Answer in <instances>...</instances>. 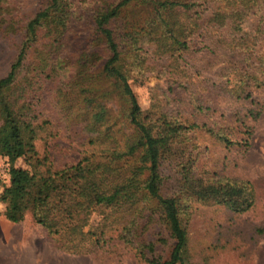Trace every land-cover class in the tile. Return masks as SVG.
<instances>
[{
  "label": "rangeland",
  "instance_id": "obj_1",
  "mask_svg": "<svg viewBox=\"0 0 264 264\" xmlns=\"http://www.w3.org/2000/svg\"><path fill=\"white\" fill-rule=\"evenodd\" d=\"M45 1L0 0V77L25 38V20ZM61 1L58 22L38 27L14 82L2 91L22 121L25 153L11 163L0 150V193L11 166L39 177L78 165L91 170L98 191L126 183L141 166L139 149L112 155L124 151L137 131L127 118L126 99L101 72L103 40L94 26L97 12L119 0ZM192 1L187 9L163 10L175 37L190 41L187 49L174 45L152 0H131L122 7L110 24L121 43L119 66L153 130L183 125L169 133L159 172L160 192L179 198L187 262L264 264V0ZM62 21L65 26L57 25ZM200 30L207 43L197 35ZM171 84L179 89L174 97ZM205 105L208 109H199ZM144 173L132 175L119 201L88 205L85 235L72 229L83 222L79 218L64 220L70 229L61 239L30 211L13 222L0 202V264H147V257L166 258L173 240L156 200L130 194ZM217 181L250 192L252 205L232 211L194 190ZM60 240L86 249L76 251L70 243L67 248Z\"/></svg>",
  "mask_w": 264,
  "mask_h": 264
},
{
  "label": "trees",
  "instance_id": "obj_2",
  "mask_svg": "<svg viewBox=\"0 0 264 264\" xmlns=\"http://www.w3.org/2000/svg\"><path fill=\"white\" fill-rule=\"evenodd\" d=\"M130 1L119 0L115 4L112 3L107 8L99 10L94 18V26L98 33L101 34L103 40V54L100 56L102 59L100 64L101 72L116 84L119 93L126 99L128 103L127 118L137 131V133H134V139H130L124 151H114L112 155L113 157H122L124 155H133L138 149L141 151V166L133 168L132 175L134 176L138 170H144L145 173L142 176L141 185L137 187L133 185V189H130L131 193H129L131 195L136 193L147 195L156 200L160 216L167 227L169 236L173 240V245L166 258L160 255L147 257L145 258L147 264H189L185 256L187 230L182 224L179 215V198L165 196L160 192L161 175L159 172L161 154L167 150L170 142L169 133L178 131L183 125H175L167 131L153 130V126L141 116L142 110L137 97L128 82L126 73L119 66L122 54L121 43L116 39L114 29L110 24L118 15L120 9ZM152 1L156 4V13L161 17L165 32L176 42L174 45L178 49H187L190 46V41H179L175 37L173 25L166 17H163L165 13L163 10L170 9L171 6L175 5L187 9L193 4V1ZM68 5H70L69 2ZM60 6H63V1L61 0H46L43 8L35 11L32 17H28L25 20L22 26L25 30V38L20 43L15 60L10 65L8 72L5 76L0 77V115L2 116L0 150L8 157L11 163L25 153V145L21 136L22 121L16 117L14 105L4 99L2 91L14 82L16 70L22 66L26 51L36 38L38 27L49 24L47 22L49 20H54L53 24L58 22L55 19L58 18L57 10ZM2 16L0 10V23L2 22ZM59 24L61 27L65 26L64 21L57 25ZM199 28L200 26L196 27V33ZM204 34L203 30H200L197 35L201 37V42L207 43L208 38ZM213 51L212 43L210 54ZM173 86V84L168 86L172 97L179 91L178 85L174 88ZM199 102H201L200 98L198 99ZM199 109H208V105L199 106ZM190 127L197 128L198 125L192 123ZM132 175L124 179L127 181L126 183L114 185L112 191H98L91 183V170H84L78 165H72L53 172L49 171L46 175L39 177L35 173H30L27 169L11 166L5 176L7 177V182L0 193V202L5 204L3 214L8 220L17 222L23 219L26 211H30L37 223L46 227L48 233L57 236L59 239L63 238L66 234L65 231L70 229L67 221L64 220L79 218L78 220H83V222L81 224L79 222L74 223L72 229L78 235H85L82 227L85 225L88 215V205H110L124 198L126 195L125 189L131 185L134 179ZM1 180L3 178L0 175ZM62 180H73L74 185L70 186ZM194 190H196L199 197L201 195L203 198L210 197L218 201V203L222 202L232 211L242 212L252 205L250 192H246L245 189L236 183L210 182L202 189L195 188ZM97 241L98 239L95 240V242ZM69 243V241L60 240V245L67 248ZM70 244L76 251L86 249V247L83 249V247L73 243Z\"/></svg>",
  "mask_w": 264,
  "mask_h": 264
},
{
  "label": "built area",
  "instance_id": "obj_3",
  "mask_svg": "<svg viewBox=\"0 0 264 264\" xmlns=\"http://www.w3.org/2000/svg\"><path fill=\"white\" fill-rule=\"evenodd\" d=\"M0 166H1V165H0ZM1 171H4V170H1V169H0V174H4V173H3V172H1ZM4 176H6V174H5Z\"/></svg>",
  "mask_w": 264,
  "mask_h": 264
}]
</instances>
